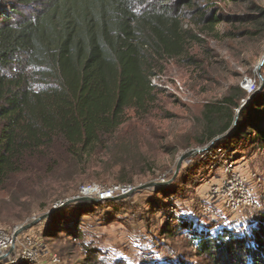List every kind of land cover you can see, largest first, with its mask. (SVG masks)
<instances>
[{
  "label": "rangeland",
  "instance_id": "1",
  "mask_svg": "<svg viewBox=\"0 0 264 264\" xmlns=\"http://www.w3.org/2000/svg\"><path fill=\"white\" fill-rule=\"evenodd\" d=\"M253 4L264 8V0H212L211 10L229 17L213 30L186 20L198 39L188 43L186 55L165 59L162 72L152 77L157 100L150 114L129 109L125 122L94 151L57 159V171L41 180L27 179L21 191L0 190V227L16 229L66 199L95 198L81 194L82 187L129 186L130 193L143 184L167 182L182 154L200 150L182 162L173 181L161 186L171 191L164 198L156 193L160 187H150L121 200L113 198L124 194L115 195L97 206L87 200L64 205L56 211L58 219L65 228L78 229L77 238L64 231L43 235L49 218L20 233L31 235L37 246L31 264H53L54 255L57 264H83L82 242L97 250L100 264H208L189 246L186 230L176 237L165 230L178 218L212 236L223 228L242 233L256 222L264 210V149L249 138H227L229 131L207 138L227 119L219 111L224 97L235 98L242 89L249 96L237 103L244 106L252 94H264V64L257 70L264 55V30L245 35L253 27L237 19L254 14ZM231 110L234 127L240 111ZM230 162L233 168L227 170ZM246 197L250 203H244ZM78 205H89L90 212L82 215Z\"/></svg>",
  "mask_w": 264,
  "mask_h": 264
},
{
  "label": "trees",
  "instance_id": "2",
  "mask_svg": "<svg viewBox=\"0 0 264 264\" xmlns=\"http://www.w3.org/2000/svg\"><path fill=\"white\" fill-rule=\"evenodd\" d=\"M211 1L0 0V190L21 191L27 179L57 171V159L94 151L129 109L150 114L157 100L152 77L165 59L186 55L188 43L198 39L186 20L213 30L229 18L213 12ZM250 10L255 13L237 19L252 25L245 35L255 36L264 30V8L253 4ZM247 96L239 89L235 98L222 99L219 111L227 119L209 141L229 131L227 138H249L264 149L263 93L252 94L233 127L231 108L239 109L238 99ZM156 193L164 198L171 191L160 187ZM88 207L76 208L83 215ZM58 214L49 217L43 235L79 237ZM229 229L212 236L178 218L165 233L176 237L186 230L189 246L208 264H264V210L244 232ZM82 255L83 264H100L97 250L83 242Z\"/></svg>",
  "mask_w": 264,
  "mask_h": 264
},
{
  "label": "built area",
  "instance_id": "3",
  "mask_svg": "<svg viewBox=\"0 0 264 264\" xmlns=\"http://www.w3.org/2000/svg\"><path fill=\"white\" fill-rule=\"evenodd\" d=\"M231 163V162H230ZM228 163L225 168L227 170L233 168L232 163ZM230 189V188H229ZM129 186L120 187L118 185L103 187L98 185H92L82 187L81 194L94 196L100 201L108 200L115 195L128 193ZM244 203H250V198H244ZM15 229H6L0 227V257L7 254V256L0 260L9 263H15L17 260L34 261L38 255V250L33 238L28 233H23L13 236ZM53 264L58 263V258L54 255L51 259Z\"/></svg>",
  "mask_w": 264,
  "mask_h": 264
},
{
  "label": "water",
  "instance_id": "4",
  "mask_svg": "<svg viewBox=\"0 0 264 264\" xmlns=\"http://www.w3.org/2000/svg\"><path fill=\"white\" fill-rule=\"evenodd\" d=\"M264 64V55L260 61V63L258 64V67H257V70L260 69V67ZM243 106V105H242ZM238 109V111H240L241 107ZM200 150H191L187 153H184L182 154L178 160H177V164H176V170H175V174L173 176V178L171 180H168L167 182H150V183H147V184H143V185H140L138 187H135L132 189V192L128 193V194H124V195H120V196H116L113 198V200H121V199H124L126 198L128 195H130L131 193H133V191L135 190H138V189H145V188H150V187H161L163 185H167L169 184L171 181H173V179L176 177V174L178 173L180 167H181V164L184 160L188 159L189 157L193 156L196 152H199ZM83 200H87V201H90L92 203H97L99 202L100 200L96 199V198H92V197H86V196H80V197H73V198H70V199H66L65 201L63 202H60L58 205L56 206H53V208L51 210H49L48 212H46L45 214H42L36 218H33L30 222H26V223H23L21 224L19 227H17L14 232H13V236L16 237L17 235H19L20 233L24 232L25 230L37 225L38 223H40L41 221L49 218L52 214H54L59 208H61L62 206L64 205H67V204H70V203H73L75 201H83ZM7 256L4 255L2 257H0V260L4 259L5 257Z\"/></svg>",
  "mask_w": 264,
  "mask_h": 264
}]
</instances>
